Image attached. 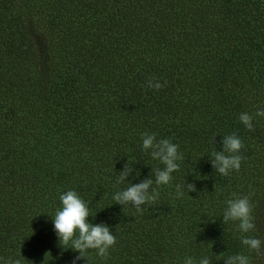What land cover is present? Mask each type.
<instances>
[{
  "label": "trees",
  "instance_id": "1",
  "mask_svg": "<svg viewBox=\"0 0 264 264\" xmlns=\"http://www.w3.org/2000/svg\"><path fill=\"white\" fill-rule=\"evenodd\" d=\"M262 109L264 0H0V264H72L53 223L68 190L116 237L106 259L76 264H264ZM143 133L183 154L167 185ZM234 133L241 166L221 175L212 153ZM146 179L158 198L142 211L113 199ZM234 194L252 205L245 234L223 220Z\"/></svg>",
  "mask_w": 264,
  "mask_h": 264
},
{
  "label": "clouds",
  "instance_id": "2",
  "mask_svg": "<svg viewBox=\"0 0 264 264\" xmlns=\"http://www.w3.org/2000/svg\"><path fill=\"white\" fill-rule=\"evenodd\" d=\"M149 88L160 90L165 85L150 79L147 82ZM256 116L264 117V109L258 110ZM240 121L248 130H254L253 116L248 113H241ZM142 147L147 152L151 151L153 160L159 161L163 168L156 169V185H167L172 180V173L179 170V163L183 159V154L178 151L179 146L170 139L157 140L156 134L143 133ZM224 151H215L212 155L215 157L212 161L213 167L221 175H228L230 171H239L242 157L238 154L243 147L242 140L238 135H226L223 139ZM129 173L126 165L124 171L120 173L118 182L122 183ZM153 184V180L146 179L139 184H132L123 191L115 193L113 199L120 204L128 205L131 203L137 211H142L140 207L146 202H155L158 198V192L149 194L148 189ZM181 185L176 186L178 197L184 194L180 192ZM190 190L194 189V185L188 186ZM235 196V194H234ZM62 207L56 211L53 217L54 230L58 237V243L62 249L71 248L79 255L75 256L72 264H76L77 260L87 258L86 253L89 250H95L102 257L107 258L109 249L116 244V237L107 224H93L89 222L90 212L86 203L80 198L74 190H68L60 195ZM227 207L224 211V222H238L239 231L242 234L248 233L255 229L252 216V205L247 196H235L234 199L227 200ZM241 243L249 250L260 253L262 241L259 238L241 235ZM229 264H250L248 256L240 253L228 256ZM5 264H21L19 259L9 258ZM185 264H196L192 257L185 258ZM198 264H210L207 257L199 260Z\"/></svg>",
  "mask_w": 264,
  "mask_h": 264
}]
</instances>
